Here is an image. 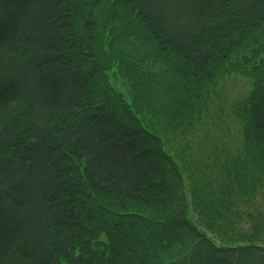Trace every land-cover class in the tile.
Here are the masks:
<instances>
[{"label": "trees", "instance_id": "16d2710c", "mask_svg": "<svg viewBox=\"0 0 264 264\" xmlns=\"http://www.w3.org/2000/svg\"><path fill=\"white\" fill-rule=\"evenodd\" d=\"M263 34L264 0H0V264H264ZM234 69L238 156L190 173L139 99L185 134Z\"/></svg>", "mask_w": 264, "mask_h": 264}, {"label": "rangeland", "instance_id": "374dc122", "mask_svg": "<svg viewBox=\"0 0 264 264\" xmlns=\"http://www.w3.org/2000/svg\"><path fill=\"white\" fill-rule=\"evenodd\" d=\"M168 2L169 0H164ZM106 10L105 4L101 3L95 9L98 15ZM264 35V34H263ZM251 77L247 76L239 70L230 71L217 84L215 93L207 100L205 104V112L200 122L196 125V129L189 130L185 134L179 133L178 125H170L167 115L159 107V101L167 102L168 95H156L151 91L150 87H145V96L139 99V105L142 109L147 107L157 108V116L153 119L152 125L157 129H166L165 134L172 144V148L178 151L185 149L187 165L190 170V162H193L197 170L208 173L211 164L212 148L223 149L225 151L226 160L229 163L234 156H238L241 146L240 126L237 120L231 115L233 103L239 99L245 98L252 89ZM124 94L127 99L134 95V91L126 88ZM181 153V152H180ZM180 158L178 160V163Z\"/></svg>", "mask_w": 264, "mask_h": 264}]
</instances>
